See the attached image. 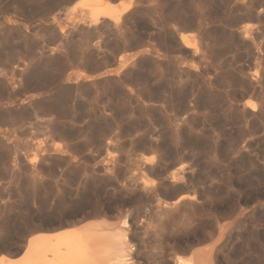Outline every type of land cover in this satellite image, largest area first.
Segmentation results:
<instances>
[{
    "label": "rangeland",
    "instance_id": "374dc122",
    "mask_svg": "<svg viewBox=\"0 0 264 264\" xmlns=\"http://www.w3.org/2000/svg\"><path fill=\"white\" fill-rule=\"evenodd\" d=\"M74 1L0 0V254L125 219L141 264H264V0Z\"/></svg>",
    "mask_w": 264,
    "mask_h": 264
},
{
    "label": "bare ground",
    "instance_id": "6f19581e",
    "mask_svg": "<svg viewBox=\"0 0 264 264\" xmlns=\"http://www.w3.org/2000/svg\"><path fill=\"white\" fill-rule=\"evenodd\" d=\"M70 9L72 12L79 11L82 17L86 15L87 22L90 24H96L102 18L117 24L120 22V16L129 9V5L114 10L110 7L108 0H76ZM84 17L83 19H85ZM181 39L185 41V36H182ZM120 61L123 60L120 59ZM246 104L249 108H251L250 105H254L253 101H247ZM172 177L179 179L174 174ZM180 200L181 196L171 203L163 202L162 206L158 204L157 208L175 205ZM127 226L125 219L117 227L104 221L92 220L80 227L36 232L27 239L24 250L17 256L0 254V264H141L139 260L138 263L135 259L136 248L128 237ZM196 244L198 243L196 242ZM216 250H218L216 244H211L198 251L192 250L190 256H175V264H217Z\"/></svg>",
    "mask_w": 264,
    "mask_h": 264
}]
</instances>
